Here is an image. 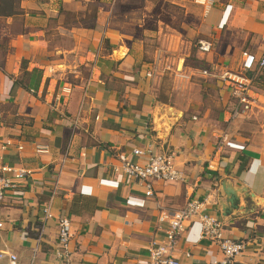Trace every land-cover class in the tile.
I'll use <instances>...</instances> for the list:
<instances>
[{
	"label": "crops",
	"instance_id": "1",
	"mask_svg": "<svg viewBox=\"0 0 264 264\" xmlns=\"http://www.w3.org/2000/svg\"><path fill=\"white\" fill-rule=\"evenodd\" d=\"M201 38L209 51L192 44ZM243 50L253 56L243 71H258L264 0H0V161L29 171L1 200L0 249L15 264H141L163 238L158 213L196 198L224 237L244 243L229 264H264V88L252 80L255 103L230 119L234 98L217 76L242 71ZM21 60L55 71L24 88L14 83ZM63 83L70 93L53 110ZM131 148L168 154L183 179L153 180L145 197L142 183L112 170L122 156L144 161ZM60 214L70 222L66 262L54 255ZM193 219L174 256L220 264Z\"/></svg>",
	"mask_w": 264,
	"mask_h": 264
},
{
	"label": "built area",
	"instance_id": "2",
	"mask_svg": "<svg viewBox=\"0 0 264 264\" xmlns=\"http://www.w3.org/2000/svg\"><path fill=\"white\" fill-rule=\"evenodd\" d=\"M204 1V0H201ZM205 4L209 2L205 1ZM211 42L207 38H201L196 41V50L198 52H207L211 49ZM243 59L241 70L232 72L227 69L221 70V73L217 75L222 83L230 89V95L234 98V105L230 111V119L237 117L238 115L247 111L250 106L255 103V96L252 94L251 81L253 76L244 72V67L249 65V62L253 59V56L247 51L241 52ZM245 60L248 62L246 63ZM256 68L264 66V53L255 61ZM41 74L46 78H51L52 73L55 71L54 65L45 64L40 68ZM203 74H214L215 71L209 69H202ZM71 90V86L68 83H63L57 91L54 92L50 101H48L49 107L56 110V104L61 102ZM29 92H34L33 89H29ZM83 98H81L80 104ZM77 113L74 117H70V125L72 128L77 123ZM62 116H65L62 114ZM7 140L3 144H8ZM226 145L231 147L241 148V145L227 142ZM3 146V145H2ZM20 148V146H16ZM39 149V148H38ZM131 153L139 158H144L143 162H134L127 156H122L120 163L112 166L114 172H121L126 176L132 177V179L142 183L144 185V196L151 197L153 195L151 189V181L153 180H174L181 181L183 179L182 172L177 169L169 156L166 153L152 152L151 149H139L131 148ZM29 171L22 167H14L8 165L5 162L0 161V203L3 198L4 192L10 189H14L21 179L28 174ZM105 180H100L99 183L105 184ZM115 184V183H114ZM204 202L196 198L188 199L183 206L173 209L169 212L161 210L157 215V221H166L163 238L161 240L154 241L147 249V259L141 264H179L177 258L174 256V247H176L177 237L183 230L185 223L193 219L196 221L199 227L200 238H210L216 241L219 246V251L222 255L220 264H229L233 261L235 255L240 253L244 249L245 245L242 241L234 240L223 236V229L213 213H210L203 209ZM41 213L44 217H52L50 210V203L45 202L40 207ZM56 228V242L57 245L54 249V255L57 259L66 262L69 257V244H70V222L67 216L60 214L56 216L55 220ZM6 257L8 264H15L16 256L13 253L8 252L6 249H0V258Z\"/></svg>",
	"mask_w": 264,
	"mask_h": 264
},
{
	"label": "trees",
	"instance_id": "3",
	"mask_svg": "<svg viewBox=\"0 0 264 264\" xmlns=\"http://www.w3.org/2000/svg\"><path fill=\"white\" fill-rule=\"evenodd\" d=\"M25 65V61H20V77L14 79V83L23 86L24 88H36L39 79L41 78L40 75V68L34 67L27 71ZM258 69V68H257ZM247 74L253 76V84L258 86L259 88H264V66L259 68L258 71L252 70L247 72Z\"/></svg>",
	"mask_w": 264,
	"mask_h": 264
},
{
	"label": "rangeland",
	"instance_id": "4",
	"mask_svg": "<svg viewBox=\"0 0 264 264\" xmlns=\"http://www.w3.org/2000/svg\"><path fill=\"white\" fill-rule=\"evenodd\" d=\"M193 45H194V47L196 48V42L194 43V41H193V43H192ZM192 45V46H193ZM160 70V69H159ZM162 70V72H164V70H167V69H161ZM164 75V77H162V80L161 81H164L166 84H168V85H170L171 83H172V78H173V76H171V75H168V74H166L165 72L163 73Z\"/></svg>",
	"mask_w": 264,
	"mask_h": 264
}]
</instances>
